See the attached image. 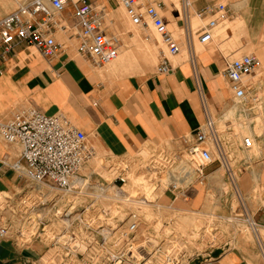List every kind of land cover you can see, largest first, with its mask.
Returning <instances> with one entry per match:
<instances>
[{"label":"crops","instance_id":"obj_1","mask_svg":"<svg viewBox=\"0 0 264 264\" xmlns=\"http://www.w3.org/2000/svg\"><path fill=\"white\" fill-rule=\"evenodd\" d=\"M97 1L105 13L112 8L113 2ZM162 1L167 6L162 9L163 19L172 25L170 30L179 38L180 48L169 58V73L159 74L157 65L131 74L111 65L96 67L78 53L79 41L70 35L65 41L59 37L61 48L50 58L42 57L34 46L17 42L8 52L0 53V121L26 108H36L46 115L61 113L85 133L97 154L117 158L149 145L181 150L183 139L193 135L209 117L228 140L229 163L240 194L264 228L257 196V189L264 185V0H191L189 21L196 45L193 40L189 43L187 34L179 33L178 28L182 30L184 25L179 17V0ZM11 2L17 0H0V17L13 11L2 7ZM219 4L224 6L221 11L216 9ZM206 7L212 11L201 18L196 16V10ZM72 12L69 3L60 19L74 23ZM195 19L198 23L193 27ZM211 19L216 21L211 27L213 38L200 43L197 28ZM183 45L185 53L181 51ZM244 54L255 55L262 68L247 77L248 83L259 87V98L253 99L249 93L241 104L227 84L225 70ZM136 59L139 62V57ZM244 131L254 141L250 156ZM20 158L18 144L0 136V192L14 199L27 189L24 175L12 168ZM162 199L165 205L171 203L172 210L214 208V213L223 218L239 209L234 188L218 162L206 167L204 178L187 195L173 198L166 192ZM227 226L223 246L228 248L217 250L213 258L190 263L264 264V242L236 231L233 224ZM43 252L41 242L19 248L10 239H0V264H37Z\"/></svg>","mask_w":264,"mask_h":264},{"label":"built area","instance_id":"obj_2","mask_svg":"<svg viewBox=\"0 0 264 264\" xmlns=\"http://www.w3.org/2000/svg\"><path fill=\"white\" fill-rule=\"evenodd\" d=\"M116 1L133 25L152 24L167 54L179 52V38L163 19L162 9L167 7L164 1ZM179 2L180 20L185 30L191 32V0ZM69 3L79 40L78 53L96 67L110 63L118 56L121 40L107 32L105 10L96 8L92 0H23L13 11L0 17V53L8 52L17 42L34 46L45 58L57 53L61 45L55 40L54 32L57 27L66 28L60 17ZM216 9L223 10V4ZM210 11L211 7L198 9L196 16L201 18ZM215 22L211 19L197 28L200 43L213 38L211 27ZM261 66L260 59L253 54H244L227 65L226 81L237 102L244 104L249 93L253 99L259 98V87L248 83L247 77L259 73ZM155 70L159 74L171 71L168 55L162 52ZM0 136L20 147V161L12 168L27 181V189L18 199L0 192V239H10L19 248L39 241L46 250L59 253L57 264H185L191 258L190 248L194 247L189 248L184 240L176 238L172 215L160 213L166 208L171 211V203L163 205L161 198L166 192L173 198L187 195L204 178L206 167L214 162L223 167L234 188L239 216L244 217L257 241L261 239L255 215L236 191L228 140L209 117L193 135L183 139L185 145L181 150L149 145L133 155L109 157L107 187L80 175L97 152L85 133L61 113L46 115L36 108L22 109L10 119L0 121ZM124 186L129 188L125 190ZM144 189L150 191L149 199ZM106 190L114 192V196L100 203L97 199ZM58 193H76L89 198L70 205V214L64 210L61 215L50 217L48 212ZM257 196L258 210L264 213V185L257 189ZM48 233L52 240L48 239ZM37 264L49 263H41L39 258Z\"/></svg>","mask_w":264,"mask_h":264},{"label":"rangeland","instance_id":"obj_3","mask_svg":"<svg viewBox=\"0 0 264 264\" xmlns=\"http://www.w3.org/2000/svg\"><path fill=\"white\" fill-rule=\"evenodd\" d=\"M22 1L23 0H17V3L11 2V4L2 5V7L5 9L14 10L16 8V5L21 3ZM104 1L113 2L112 3L113 5H111L112 8L111 9L108 8V10L106 11L107 14H106L104 23L106 24V29L108 30L109 33H112L113 35L116 34L119 37V39H121V45L119 48L118 55L120 56L123 55L124 57L127 58L130 56L131 53L134 52L137 58L139 57V62L132 58L130 62L128 61L129 63L125 62L122 65L113 66V68L120 67L119 70L124 74L142 73V72H146L151 67L157 65L162 55V52L168 55L169 58H171V55L166 53V48L163 45L161 38H160L159 43H157V49L154 53L155 55L151 59L149 57L150 54L147 53L148 50H146L145 45L146 44L149 45V43L153 44V42L157 41L156 38H154L157 35L153 32V30L147 29L146 31H140L132 27L131 23L128 21L124 8L119 3H117L115 0H104ZM92 2L96 8H100V6L102 5V3L99 1L95 2V0H92ZM175 4L178 5L176 1H175ZM180 12H181V9H180ZM180 16H181V13L179 17ZM195 20L196 21L192 20L194 23L193 27H195L196 23H198L197 19ZM67 23L69 24L68 28H65V29H62L59 27L56 28L54 32L55 40L59 41V37H60L62 38L60 41L62 40L65 41V38L67 35H70L73 38L75 37L77 38V36L75 35L76 33V29L74 27L75 24L69 23V22ZM178 30L180 31L179 33L181 34H187V37L189 38V41H190L189 43L192 44V40H193V44L196 45L197 37L195 35L193 36L190 30L186 31L185 27H182V30H181V27H179ZM196 49H198V46H196ZM181 51L185 53L186 50H185L184 45L181 46ZM147 56L149 57V59L145 58ZM110 63L106 64V66H109V65L112 66L114 62H110ZM244 132L246 133V137H247L246 140L250 144V146H246V147L250 148L248 151H252L254 147L253 146L254 141H252L253 142L252 143L250 140L252 139L251 134L247 133L246 131ZM256 132L257 134H260L258 128ZM247 141L244 140V142H247ZM253 151L249 152L248 155L249 156L252 155ZM107 159L108 158H105L103 155L97 154L96 157H94L92 162L90 161L87 165H85L82 168L80 175L84 178L85 176L89 177L90 182L98 183V184L102 183L105 187H107L106 172H107V166L111 162V161L110 162L107 161ZM235 187H236V191L240 192L238 181H236ZM125 188H129V187L124 186V189ZM132 188L133 187L131 186V189ZM131 194L134 195V191H132ZM2 195L5 196L8 194L5 192V193H2ZM112 195L114 196V192H112L111 190H106L102 194V196L97 200H99V202L102 203V202H105L110 197H112ZM145 197L148 198L146 195ZM88 198L89 196H86V197L85 196L81 197L80 195L77 196L76 193H58V196L54 200L55 204L51 205L52 209L48 212V215L50 217H54L58 214L61 215L62 212L66 210L70 205H73L76 202L77 203L86 202ZM211 198L213 199L212 200L213 202L215 200V197L212 196ZM160 211H161L160 213L162 216H167L170 214L172 215V218L174 219V221L172 222V231L173 233L175 232L178 234L176 238L179 237L182 241L184 240L187 243V246L189 248L194 247V249L190 248L189 253H190L191 258L186 259L184 261L185 264H191L190 263L191 260L196 261L202 258H213L217 250L227 249L228 246L225 247L223 245L222 246H216V245H221V243H224L225 233H227L226 230L227 231L229 230L227 225L229 224H233V227L234 229H236V231L240 230L243 234H246L249 237L253 236L251 229L247 227L246 222L244 221V217L239 216L240 214L239 209H236L230 217H224V218L218 217L219 215L214 213V208H210L207 211H200V210L181 211L179 209H176V210L171 209L170 211L168 208H166V209H161ZM5 213H8V212H5ZM49 216H46L45 218H50ZM204 227L206 228L207 233L204 230L205 229ZM259 233H260L261 240L264 242V228H261ZM46 249H47L46 246H44V252L40 256L41 258L46 256L45 255L47 252Z\"/></svg>","mask_w":264,"mask_h":264},{"label":"bare ground","instance_id":"obj_4","mask_svg":"<svg viewBox=\"0 0 264 264\" xmlns=\"http://www.w3.org/2000/svg\"><path fill=\"white\" fill-rule=\"evenodd\" d=\"M116 1V0H115ZM165 1H167V0H165ZM117 2V1H116ZM173 5H174V3H173ZM174 7H176V5H174ZM177 8V7H176ZM122 11H123V9H122ZM181 15H182V12H181ZM129 21V20H128ZM130 22V21H129ZM131 23V26L132 27H134V28H136V29H138V30H140V31H146L147 29H149V30H153V32L157 35V36H155L154 38H156V40L157 41H155V42H153V44H150L149 43V45L148 44H146L145 45V48H146V50H148V54H150V58L152 59L153 57H154V53H155V51H156V49H157V43H159V35L156 33V31L154 30V28H153V26H152V24L149 22V24H148V26H136V25H133L132 24V22H130ZM166 24H167V27L169 28V29H172L173 27H172V25H170V24H168L167 22H166ZM63 25L64 26H66V28H68V23L67 22H65V23H63ZM62 29H64V28H62ZM162 41V40H161ZM148 48H147V47ZM188 49V48H187ZM118 55V54H117ZM171 56H174V55H171ZM136 54L133 52V53H131L130 54V56L129 57H124L123 55L122 56H120V55H118L116 58H114V60H112L111 62H114L113 63V65H112V67L113 66H119V65H122L123 63H125V62H130V60L133 58V59H135V60H137L136 59ZM128 62V63H129ZM111 64V63H110ZM94 159V158H93ZM93 159H91L90 161L92 162L93 161ZM89 161V162H90ZM143 192H144V194L148 197V199H149V196H150V191L149 190H147V189H144L143 190ZM2 193V192H1ZM7 196V195H6ZM8 196H10L9 194H8ZM162 208V207H161ZM72 211H71V208L70 207H68L67 209H66V211H65V213H67V214H70ZM66 237H64V239H65ZM48 239L49 240H52V236H51V234H49L48 233ZM53 240H55V238L53 239ZM34 243V242H33ZM46 256L45 257H43V258H41L40 257V261H41V263L42 262H44V263H49V264H57L58 263V261H59V253H52V251L51 250H47V252H46V254H45Z\"/></svg>","mask_w":264,"mask_h":264},{"label":"water","instance_id":"obj_5","mask_svg":"<svg viewBox=\"0 0 264 264\" xmlns=\"http://www.w3.org/2000/svg\"><path fill=\"white\" fill-rule=\"evenodd\" d=\"M218 253V252H217Z\"/></svg>","mask_w":264,"mask_h":264}]
</instances>
